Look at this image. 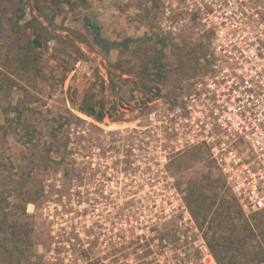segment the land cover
I'll list each match as a JSON object with an SVG mask.
<instances>
[{
	"label": "rangeland",
	"instance_id": "rangeland-1",
	"mask_svg": "<svg viewBox=\"0 0 264 264\" xmlns=\"http://www.w3.org/2000/svg\"><path fill=\"white\" fill-rule=\"evenodd\" d=\"M162 8L163 0H0V236L25 237L33 229L44 239L47 229L55 243L38 249L46 262L133 264L142 252L127 248L132 229L155 226L151 250L178 246L179 217L166 206L174 187L207 245L213 232L227 234L228 223L216 213L240 210L205 152L172 157L160 174L164 108L196 72L202 52L192 30L164 33ZM86 16L120 45L101 52ZM159 56L161 79L153 65ZM83 98L108 114L97 121L82 113ZM153 111L161 116L153 118ZM201 191L205 220L194 202ZM244 218L264 220V212ZM234 224L244 234L242 219ZM260 244L248 238L231 249L241 256L236 264L263 262ZM61 245L76 251L57 253ZM5 254L6 264L37 260L11 249Z\"/></svg>",
	"mask_w": 264,
	"mask_h": 264
},
{
	"label": "built area",
	"instance_id": "built-area-1",
	"mask_svg": "<svg viewBox=\"0 0 264 264\" xmlns=\"http://www.w3.org/2000/svg\"><path fill=\"white\" fill-rule=\"evenodd\" d=\"M161 14L164 33L179 37L190 29L201 37L202 52L196 58V72L164 108L167 138L160 174L167 173L164 166L172 157L201 150L245 217L264 212V0H163ZM151 116L161 115L153 111ZM173 191V201L166 206L171 216L179 217L178 246L151 250L153 238L148 233L155 226L128 230L133 241L141 235L150 239L147 253L140 250V258L131 263L218 264L198 236L184 198L175 187ZM158 215L167 217L165 211ZM101 264L121 262L103 259Z\"/></svg>",
	"mask_w": 264,
	"mask_h": 264
},
{
	"label": "trees",
	"instance_id": "trees-1",
	"mask_svg": "<svg viewBox=\"0 0 264 264\" xmlns=\"http://www.w3.org/2000/svg\"><path fill=\"white\" fill-rule=\"evenodd\" d=\"M78 2L84 3L85 0H77ZM63 2L70 4L71 0H63ZM85 26L90 32V35L92 37V42L99 48V50L105 54L109 53L111 50L116 49L120 43L116 40H111L106 37H104L101 33V27L100 25L93 21L89 17H84L83 19ZM33 29H35V26H33ZM35 42L39 43L38 39L35 38ZM161 57H155L154 66L156 67V75L158 79H161L165 72L163 66H161ZM97 103L93 102H87L86 99H82V103L78 107V110L82 113L93 117L97 121L102 120L105 115L108 114V111H105L103 104L101 106H98L99 108L96 109ZM197 151V149H192L189 151V153L193 151ZM204 181V178H202ZM207 179V178H205ZM224 185V184H223ZM204 193L201 191L199 192L195 198L194 202L198 203V208L200 210V216L203 220L206 219V213L207 210L205 209V206L202 207L200 201H205ZM236 202V201H235ZM238 205V204H237ZM212 209V205H209ZM221 207V206H220ZM239 207V206H238ZM240 210V208H239ZM206 212V213H205ZM236 216H233V213H231L230 208H223L221 207V211L216 213V216L223 218L225 223H228V232L224 235V233H216L213 232L210 238H207L208 246L210 250L212 251L216 261L218 264H236L241 258L236 252L232 251L234 247H236L240 242L244 243L248 238L251 240L256 239L257 243L260 244V241H264V220H255L254 222H248L246 218H244V214L242 211H239ZM24 217H29L25 213V210L22 212ZM198 215V214H197ZM197 217V216H196ZM243 222V225H240L239 227L243 229L244 234H238L237 226L234 224L235 219ZM244 218V220H243ZM223 224V222L221 223ZM220 224V225H221ZM16 226V224H15ZM14 226V228H15ZM232 226L231 230L229 229ZM258 231H257V230ZM5 230L0 227V233L4 232ZM35 230L27 231L25 237H21L20 235L16 236L14 238H7L0 236V264H6V254L5 251L8 249L13 250L16 252V254L20 255L19 257H22L23 255L30 256V257H36L37 260L34 262H28V264H62L61 262H46L43 259V254L38 253L39 247L42 248L43 251H48L51 248V244L55 243L54 237L51 236L49 230L45 229L42 231V234L45 235L44 239H41V235H38L37 233H34ZM213 231L210 228H207V236L209 233H212ZM28 232H30L28 234ZM150 239L144 235L138 236L137 240H134L127 248L133 247L134 249L142 250L144 253H147V251L150 249ZM60 243V241H59ZM7 249V250H6ZM76 251L75 248H67L64 245L55 247V251L57 253L67 251Z\"/></svg>",
	"mask_w": 264,
	"mask_h": 264
}]
</instances>
